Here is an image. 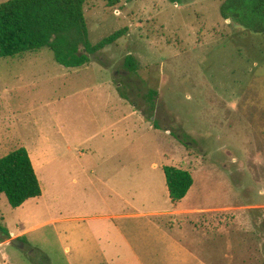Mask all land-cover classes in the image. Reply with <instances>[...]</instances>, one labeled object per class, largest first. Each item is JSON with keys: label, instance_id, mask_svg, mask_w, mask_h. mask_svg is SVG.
I'll return each instance as SVG.
<instances>
[{"label": "rangeland", "instance_id": "obj_1", "mask_svg": "<svg viewBox=\"0 0 264 264\" xmlns=\"http://www.w3.org/2000/svg\"><path fill=\"white\" fill-rule=\"evenodd\" d=\"M180 1L86 0L92 44L127 34L79 69L58 65L47 49L0 58V158L19 148L41 156V197L12 209L0 195V240L28 230L22 249L0 250L13 264H42V255L65 263L57 225L44 223L67 213L52 206L59 197L105 199L96 179L121 173L114 184L124 179L132 210L171 211L164 166L191 173L180 206L195 212L156 220L177 227L205 264H264V92L246 61H264V38L223 20L224 0Z\"/></svg>", "mask_w": 264, "mask_h": 264}, {"label": "trees", "instance_id": "obj_2", "mask_svg": "<svg viewBox=\"0 0 264 264\" xmlns=\"http://www.w3.org/2000/svg\"><path fill=\"white\" fill-rule=\"evenodd\" d=\"M101 1L109 7L118 4V0ZM167 1L182 4L180 0ZM85 3L86 0H9L1 3L0 58H15L47 49L53 54L54 61L66 69L87 66L92 56L125 37L127 29H120L97 44H92L84 15ZM220 15L223 20L241 28L249 37L264 38V0H224L220 6ZM235 47L238 49V56H242L243 48L237 45ZM260 56L255 55L254 59L246 57L250 67L247 72L255 75L253 81L257 86L259 83L264 85V70L259 71L264 66L256 67L259 64L257 62L264 65L263 60L257 61ZM124 66L131 73L137 70L136 62L131 56L125 58ZM254 85L252 82L247 84L250 87ZM257 86V92H264V86ZM119 93L121 98L128 99L120 91ZM156 95V91H149L151 112L154 110L151 99ZM153 125L158 129L156 122ZM162 170L170 202L176 206L192 187V175L189 171L173 166H164ZM0 195L6 197L12 209L41 197L40 183L24 148L0 158Z\"/></svg>", "mask_w": 264, "mask_h": 264}, {"label": "crops", "instance_id": "obj_3", "mask_svg": "<svg viewBox=\"0 0 264 264\" xmlns=\"http://www.w3.org/2000/svg\"><path fill=\"white\" fill-rule=\"evenodd\" d=\"M28 155L36 173L41 156ZM78 156L83 157L84 153L79 152ZM120 174L96 179L97 184L107 190L105 199L96 193L75 199L74 203L62 202L61 197L53 201V207L66 209L67 213L63 216L60 214V219L49 220L44 224L57 225L55 234L62 248L64 264H187L189 259L191 264H205L180 242L176 235V231L179 233L177 227L169 229L156 220L168 215H192L195 211L190 209L194 208H182V200L176 206L171 204L169 212L132 210L127 199L130 192L124 187V179L120 182L121 187L114 184ZM72 182L78 184L76 179ZM27 231L15 236L11 234L10 238H1L0 250L11 240L25 238ZM38 259L43 261L42 264H49L44 255ZM12 260L0 252V264H13Z\"/></svg>", "mask_w": 264, "mask_h": 264}, {"label": "water", "instance_id": "obj_4", "mask_svg": "<svg viewBox=\"0 0 264 264\" xmlns=\"http://www.w3.org/2000/svg\"><path fill=\"white\" fill-rule=\"evenodd\" d=\"M10 244L17 247V248H20V249H22L24 247V244L21 243L19 239L11 240Z\"/></svg>", "mask_w": 264, "mask_h": 264}]
</instances>
